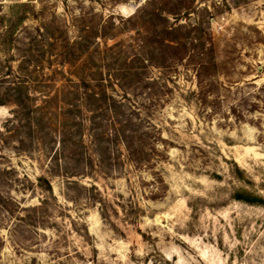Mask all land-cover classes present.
<instances>
[{
	"label": "rangeland",
	"instance_id": "rangeland-1",
	"mask_svg": "<svg viewBox=\"0 0 264 264\" xmlns=\"http://www.w3.org/2000/svg\"><path fill=\"white\" fill-rule=\"evenodd\" d=\"M60 1L44 0L45 21L70 16ZM83 1L90 26L114 13L126 28L146 0ZM145 9L150 32L142 18L90 32L21 89L0 47V264H264V0Z\"/></svg>",
	"mask_w": 264,
	"mask_h": 264
},
{
	"label": "trees",
	"instance_id": "trees-1",
	"mask_svg": "<svg viewBox=\"0 0 264 264\" xmlns=\"http://www.w3.org/2000/svg\"><path fill=\"white\" fill-rule=\"evenodd\" d=\"M40 1V6L37 8L36 0L17 1L11 5V13L6 18L5 15H0V47L2 49H12V60L18 61V74L14 81L16 88H24L25 78L35 74L38 77V69L44 65L45 57L50 51H55L52 55H55L57 64L64 66L67 63L73 61L79 56L81 51L86 50L90 45V32H93L95 36H99L104 40L113 39L119 36L121 33L127 30H137L139 18L143 19L144 25L148 32L151 29L150 19L155 14L154 10H146L145 8L156 3L158 0H146L127 17L126 20L132 21L130 26L124 28L119 23H116V15L110 13L106 18L103 14L98 15V21L90 26V4L88 10H84L85 7L83 0H61V4L65 11L69 9L70 16L63 13V16L53 15L49 20L45 21V4L44 0ZM113 4L126 3L128 0H110ZM136 3L142 0H134ZM73 2V3H72ZM76 9L78 12H75ZM144 10V11H143ZM146 10V11H145ZM73 11V12H72ZM144 12V13H142ZM74 26L79 27L80 35L76 36L73 40L68 36V19ZM44 18V20H43ZM118 18V17H116ZM124 20L122 16L119 17ZM29 19H35L37 24L33 26L26 25L25 22ZM6 20L10 25L6 27ZM57 25L61 27L59 32V38L53 36L56 33L51 26ZM61 25V26H60ZM127 29V30H126ZM52 39V40H51ZM160 43L165 47H174L179 42L174 39L151 40L146 38L142 48H149L154 43ZM24 76L21 80L19 77ZM29 115V113H28ZM30 118V115H29ZM32 119V117H31ZM244 198L245 196H239L250 204H261L262 200H258L257 196Z\"/></svg>",
	"mask_w": 264,
	"mask_h": 264
}]
</instances>
